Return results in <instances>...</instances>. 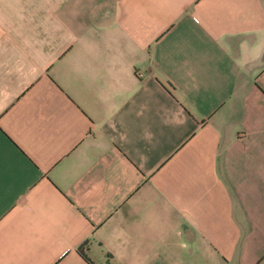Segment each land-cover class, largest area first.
I'll use <instances>...</instances> for the list:
<instances>
[{"label":"crops","instance_id":"1","mask_svg":"<svg viewBox=\"0 0 264 264\" xmlns=\"http://www.w3.org/2000/svg\"><path fill=\"white\" fill-rule=\"evenodd\" d=\"M0 264H264V0H0Z\"/></svg>","mask_w":264,"mask_h":264},{"label":"trees","instance_id":"2","mask_svg":"<svg viewBox=\"0 0 264 264\" xmlns=\"http://www.w3.org/2000/svg\"><path fill=\"white\" fill-rule=\"evenodd\" d=\"M81 251L83 252L84 255H86L85 252L83 251V248L81 249ZM86 256H87V255H86Z\"/></svg>","mask_w":264,"mask_h":264}]
</instances>
